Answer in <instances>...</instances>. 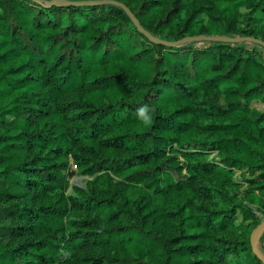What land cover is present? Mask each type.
<instances>
[{
	"label": "trees",
	"instance_id": "1",
	"mask_svg": "<svg viewBox=\"0 0 264 264\" xmlns=\"http://www.w3.org/2000/svg\"><path fill=\"white\" fill-rule=\"evenodd\" d=\"M116 1L177 44L115 4L0 0V264H263L264 46L183 39L264 41V0Z\"/></svg>",
	"mask_w": 264,
	"mask_h": 264
},
{
	"label": "water",
	"instance_id": "2",
	"mask_svg": "<svg viewBox=\"0 0 264 264\" xmlns=\"http://www.w3.org/2000/svg\"><path fill=\"white\" fill-rule=\"evenodd\" d=\"M40 4H43L45 6H52V5H61V4H68V5H98L102 3L107 4H115L118 6L123 7L127 13L131 16V18L137 23L140 30L146 33L153 41L161 42L164 44H170V45H176L177 42H169V41H163L160 39H157L154 37L151 33L147 32L139 23L138 19L134 16V14L131 12V10L122 2L116 1V0H97V1H69V0H51L49 2H45L43 0H35ZM193 40H208V41H228V42H253L264 46V41L255 37L250 36H228V35H213V36H195V37H187L183 39L184 42H189ZM264 232V220L254 229L252 235H251V243L253 252L255 255L258 256V258L263 262L264 264V252L259 249L257 245V237L259 233Z\"/></svg>",
	"mask_w": 264,
	"mask_h": 264
},
{
	"label": "rangeland",
	"instance_id": "3",
	"mask_svg": "<svg viewBox=\"0 0 264 264\" xmlns=\"http://www.w3.org/2000/svg\"><path fill=\"white\" fill-rule=\"evenodd\" d=\"M0 13H1V10H0ZM253 106H255L261 110H264V102L254 101ZM215 154H216V152H213L210 156H207L204 159H207V160L212 159L215 156ZM241 172H242V170H239L235 174L236 179H238L241 182H244V186L240 189L239 197L243 196L242 192L247 188V185H248L246 181L239 179ZM255 175H256L255 172H250L247 174V178H252ZM89 180H92V178L85 176V175H81L79 173H75L71 179V185H70V188L68 190V194L74 195V196L83 195L84 192H86L87 189L89 188V186H88ZM248 202L249 201H245V203L249 204ZM250 206L254 209L256 216L258 218V223L252 225V227H253V230L251 232V235H252L254 229L262 222V220H264V206H262V205L259 206L256 204H250ZM72 216H73V218L77 219L80 217V212L74 211V212H72ZM241 220H242V215L239 213L237 223L241 222ZM247 223H250V221H248ZM262 236H263V232L259 233V235L257 237V245H258L259 249H261L264 252L263 247H262V243H261Z\"/></svg>",
	"mask_w": 264,
	"mask_h": 264
},
{
	"label": "clouds",
	"instance_id": "4",
	"mask_svg": "<svg viewBox=\"0 0 264 264\" xmlns=\"http://www.w3.org/2000/svg\"><path fill=\"white\" fill-rule=\"evenodd\" d=\"M150 108L147 104L141 106L140 108H138L137 110V114L140 118H142L145 122H150V115H149V112H150ZM67 255V254H66Z\"/></svg>",
	"mask_w": 264,
	"mask_h": 264
},
{
	"label": "built area",
	"instance_id": "5",
	"mask_svg": "<svg viewBox=\"0 0 264 264\" xmlns=\"http://www.w3.org/2000/svg\"><path fill=\"white\" fill-rule=\"evenodd\" d=\"M261 243H262V247H263V250H264V232H263Z\"/></svg>",
	"mask_w": 264,
	"mask_h": 264
}]
</instances>
